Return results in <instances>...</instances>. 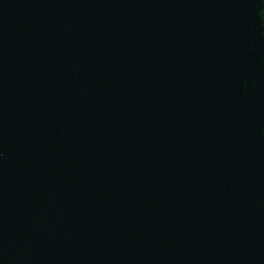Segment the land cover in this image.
Returning a JSON list of instances; mask_svg holds the SVG:
<instances>
[{"label":"water","instance_id":"obj_1","mask_svg":"<svg viewBox=\"0 0 264 264\" xmlns=\"http://www.w3.org/2000/svg\"><path fill=\"white\" fill-rule=\"evenodd\" d=\"M0 264H264V0H0Z\"/></svg>","mask_w":264,"mask_h":264}]
</instances>
